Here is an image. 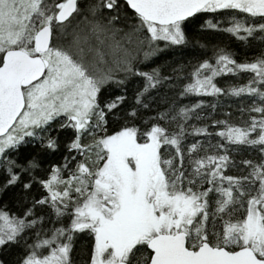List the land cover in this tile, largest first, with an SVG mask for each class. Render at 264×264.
I'll list each match as a JSON object with an SVG mask.
<instances>
[{
  "label": "snow or ice",
  "instance_id": "1",
  "mask_svg": "<svg viewBox=\"0 0 264 264\" xmlns=\"http://www.w3.org/2000/svg\"><path fill=\"white\" fill-rule=\"evenodd\" d=\"M207 13L258 37L259 54L154 63L189 45ZM242 70L246 83L218 86ZM192 94L242 97L248 118L179 99ZM243 146L260 159L237 164ZM0 174V195L18 188L21 208H0V264H74L85 231L87 264H264V0H0Z\"/></svg>",
  "mask_w": 264,
  "mask_h": 264
},
{
  "label": "trees",
  "instance_id": "2",
  "mask_svg": "<svg viewBox=\"0 0 264 264\" xmlns=\"http://www.w3.org/2000/svg\"><path fill=\"white\" fill-rule=\"evenodd\" d=\"M208 18L213 19V21H219L221 27L218 29H199V23H203L204 20H207ZM228 18L226 16H223L221 14H214V13H207L203 14V18L192 27H195L197 29V32L195 34V39L186 47L183 48V50H172L167 49L157 55L155 58L154 63H165L168 62L172 66H175L176 63H183V64H195L198 59H201L205 56H211L214 50V47H226L229 48L234 54L235 59L238 62H242L245 59L251 60L254 58L255 55H258L261 50V42L258 37H249L247 40H240L237 37L233 36L232 34L223 31V28L227 26ZM249 41H251V45L249 44ZM201 44H207V48H202ZM143 66V65H142ZM154 66V64H148L147 67ZM254 75L251 72H245L241 71L239 73H222L220 76L216 77V82L218 86L220 87H227L228 85L232 84H244L247 82L248 79L251 78V76ZM135 80H133L129 87H128V94L131 97L133 93V88L135 86ZM118 92L119 90L116 89ZM182 103L185 104H192L200 99H204L209 102L217 103L216 111L213 113V116L216 119H224L228 118L232 120L235 123H242L244 120H247L248 114L244 113L243 119L241 118L240 108L243 104V106H247L250 101L243 99L242 97H235V96H225L221 94L219 98L208 96V95H189L187 98H179ZM161 107H167L166 104L161 105ZM211 109H205V113L210 112ZM230 112L232 115L230 117H226L225 113ZM192 123H199L198 121L193 120ZM61 134L62 130H61ZM196 139H201V137H196ZM188 142H192V137L189 136ZM34 151V146L27 145L25 146L24 151L21 153L22 156H26L29 154V152ZM237 162H239L242 159H253V160H259L260 159V153L258 147H252V146H243L242 151L239 153H231ZM54 161L63 162L62 160V153H57L55 157H52ZM48 160L44 159L43 161V168H48ZM226 174H240V168L239 167H230L225 170ZM43 178H47L46 174L41 171L38 173ZM3 181V175L0 174V182ZM46 194V190L42 188L39 185H36L32 190V195H35L39 197V195ZM19 195L18 188L14 189L12 192H9L7 195H0V208L6 207L7 210L10 212H15L17 214L20 213L21 208L18 201L15 199V196ZM44 211L47 212L48 209L45 206ZM86 233V234H85ZM85 235L87 239L80 240L79 237L82 235L81 232H78L73 241V246L77 249L83 248V254H78V263L80 262H88L90 257V252L92 249V246L94 244V237L89 234L87 231H85ZM86 252V254H85ZM17 254V250L13 249L8 251L4 254V258L8 259L9 261H12L15 259V256Z\"/></svg>",
  "mask_w": 264,
  "mask_h": 264
},
{
  "label": "rangeland",
  "instance_id": "3",
  "mask_svg": "<svg viewBox=\"0 0 264 264\" xmlns=\"http://www.w3.org/2000/svg\"><path fill=\"white\" fill-rule=\"evenodd\" d=\"M81 233H82V235L79 237V239H80V240H82V239H83V240H84V239H87V237H86V235H85L86 233H85V232H81ZM84 233H85V234H84ZM81 253L83 254V248H79V247H78V248L76 249L75 246H73L72 257H73V260H74V264H86V262H83V261H82V262L78 263V261H77V260H78V256H77V255H78V254L82 255ZM85 254H86V252H85Z\"/></svg>",
  "mask_w": 264,
  "mask_h": 264
},
{
  "label": "flooded vegetation",
  "instance_id": "4",
  "mask_svg": "<svg viewBox=\"0 0 264 264\" xmlns=\"http://www.w3.org/2000/svg\"><path fill=\"white\" fill-rule=\"evenodd\" d=\"M89 259H90V257H89ZM87 264V263H86Z\"/></svg>",
  "mask_w": 264,
  "mask_h": 264
}]
</instances>
